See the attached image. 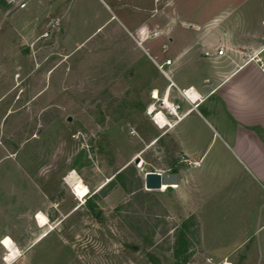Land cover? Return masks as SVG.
<instances>
[{
  "label": "rangeland",
  "instance_id": "374dc122",
  "mask_svg": "<svg viewBox=\"0 0 264 264\" xmlns=\"http://www.w3.org/2000/svg\"><path fill=\"white\" fill-rule=\"evenodd\" d=\"M155 1L152 14L163 20L169 13H162L161 4L171 0ZM208 1L217 2L209 5L210 14L226 6V0ZM116 9V0H0V181L17 191L23 181L17 163L35 182L51 184L60 201L59 213L49 212L54 227L61 222L53 236L20 264L204 259L194 213L196 157H185L176 130L165 134L147 113L151 104L159 109L162 96L148 103L147 86L132 78L144 27H127L128 35L115 19ZM57 18L60 25L52 27ZM48 38L54 42L46 45ZM163 62L157 60V71ZM179 116L167 118L175 122ZM192 118L190 142L209 153L200 179L227 185L229 153L212 140L197 113ZM71 172L88 188L83 200L66 182ZM149 172L178 173L183 184L145 190ZM222 195L227 197V186Z\"/></svg>",
  "mask_w": 264,
  "mask_h": 264
},
{
  "label": "crops",
  "instance_id": "0c3cea01",
  "mask_svg": "<svg viewBox=\"0 0 264 264\" xmlns=\"http://www.w3.org/2000/svg\"><path fill=\"white\" fill-rule=\"evenodd\" d=\"M155 2L116 0L115 19L128 35L132 32L127 27L147 31L148 36L138 39L141 56L132 78L147 86L148 103L154 92L161 97L168 91L167 101L179 106L180 116L175 122L167 118L165 134L176 130L182 154L196 157L194 213L200 222L204 259L194 264H264V72L252 61L264 47V0H226L224 8L211 14L209 5L216 1L171 0L161 4L162 13H169L163 20L152 14ZM71 4L63 18L66 24ZM218 49L223 55L217 54ZM159 59L170 61L164 67L166 75L155 68ZM189 89L193 95L186 98L183 92ZM194 113L231 157L227 185L200 179L206 175L209 153L208 147L200 149L190 142ZM14 165L23 179L17 191L0 181V264L25 262L61 223L54 227L49 216L51 209L59 213L60 204L50 192L52 185L35 182L21 165ZM176 174L179 188L183 183ZM39 214L47 220L45 226L39 223ZM6 239L12 251L6 249Z\"/></svg>",
  "mask_w": 264,
  "mask_h": 264
},
{
  "label": "bare ground",
  "instance_id": "6f19581e",
  "mask_svg": "<svg viewBox=\"0 0 264 264\" xmlns=\"http://www.w3.org/2000/svg\"><path fill=\"white\" fill-rule=\"evenodd\" d=\"M190 97H192L193 95V91L192 90H189L188 93H187ZM152 99L154 100H158L159 99V96L156 92H154L151 96ZM161 104V103H160ZM167 107L171 108V105L170 103L167 101ZM157 112V111H154L153 107L151 106L149 108V111L147 112L148 114H150L151 116H153V114ZM155 125L158 127V128H165L167 127L168 125V120L165 119L163 116H162V113H158L155 118ZM137 164V163H135ZM68 185L70 186L72 192L74 193V195L77 197L78 200H83L87 195H88V188L79 180V178H77L75 175H70L68 176ZM170 187V186H168ZM37 218L39 219V223L41 224V226H45L47 224V221L46 219L42 216V215H37ZM4 242V245L6 247V249H8L9 251H12V243L9 239H6L3 241ZM2 242V243H3ZM13 253V252H12ZM16 253V252H15ZM11 254V253H10ZM16 255V254H15ZM11 256V255H10ZM8 256H6L7 258ZM13 257V256H12ZM9 259V257L7 258V260ZM11 261V260H10Z\"/></svg>",
  "mask_w": 264,
  "mask_h": 264
},
{
  "label": "built area",
  "instance_id": "2783aa9c",
  "mask_svg": "<svg viewBox=\"0 0 264 264\" xmlns=\"http://www.w3.org/2000/svg\"><path fill=\"white\" fill-rule=\"evenodd\" d=\"M59 23H60V21H59V19L57 18V19H55L53 22H52V27H57V26H59ZM147 35V31H145L144 32V30H142L141 31V35H140V38H144L145 36ZM264 52V47H263V49H262V51L260 52V53H258L257 55H255L253 58H252V61L258 66V68L261 70V71H263L264 72V57H262L261 56V54ZM217 54L218 55H223V50L222 49H218V51H217ZM170 65V61H165L162 65H160L158 68H159V70L161 71V73L162 74H164V75H166V73H167V71H164L163 69H164V67H168ZM190 90V89H189ZM189 90H187V91H185V92H183V94H184V96L186 97V98H188L187 97V93H188V91ZM167 93H168V91L166 90V92H165V94L162 96V98L160 99V105H159V109H156L155 107H154V105L153 104H151L149 107H148V111H149V108L152 106L153 107V109H154V111H157V112H155L154 114H153V116H152V120H153V122H154V124H155V120H154V118H155V116L158 114V113H162V116L165 118V119H167V117H169V116H177V110L179 109V106L178 105H173V104H170L171 105V108H169V107H167V104H165V103H167ZM152 96V95H151ZM153 101H157V100H154V99H152ZM147 111V112H148ZM168 120V119H167ZM70 175H74V172H71L70 173ZM69 175V176H70ZM67 179H68V177H67ZM67 179H66V182H67ZM36 217H37V215H36Z\"/></svg>",
  "mask_w": 264,
  "mask_h": 264
},
{
  "label": "water",
  "instance_id": "95a60500",
  "mask_svg": "<svg viewBox=\"0 0 264 264\" xmlns=\"http://www.w3.org/2000/svg\"><path fill=\"white\" fill-rule=\"evenodd\" d=\"M54 42L53 38L44 40V44L49 45ZM67 122H71V118L67 119ZM135 163H139L138 159ZM178 176L176 173H159L149 172L144 175V188L145 190H161L163 186H177Z\"/></svg>",
  "mask_w": 264,
  "mask_h": 264
},
{
  "label": "trees",
  "instance_id": "16d2710c",
  "mask_svg": "<svg viewBox=\"0 0 264 264\" xmlns=\"http://www.w3.org/2000/svg\"><path fill=\"white\" fill-rule=\"evenodd\" d=\"M118 176V175H117Z\"/></svg>",
  "mask_w": 264,
  "mask_h": 264
}]
</instances>
